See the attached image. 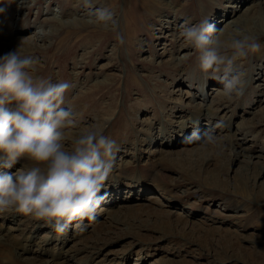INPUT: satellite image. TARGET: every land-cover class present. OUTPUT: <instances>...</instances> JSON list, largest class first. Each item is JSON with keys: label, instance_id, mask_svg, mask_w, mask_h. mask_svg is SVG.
<instances>
[{"label": "rangeland", "instance_id": "374dc122", "mask_svg": "<svg viewBox=\"0 0 264 264\" xmlns=\"http://www.w3.org/2000/svg\"><path fill=\"white\" fill-rule=\"evenodd\" d=\"M145 1L151 13L139 8L140 15L129 16L134 1L97 0L118 21L115 31H105L85 22L81 0H0V56L21 45L23 55L39 58L35 75L72 83L66 100L81 123L104 125L117 145L114 156L123 153L117 170L157 188L115 204L107 210L116 211L111 215L95 216V226L55 255L36 257L32 250L42 242H33L23 257L14 238L2 237L20 260L14 264H264V0ZM72 17L80 18L78 27L64 23ZM205 18L224 33L239 23L258 37L259 49L237 61L247 79L242 96L215 92L222 85L200 71L199 54L178 37L180 25ZM40 27L45 32H37ZM197 78L200 85L211 82L208 108L189 96L190 87L200 89ZM182 105V115L166 110ZM196 111L214 118L203 117L217 138L206 148L185 142ZM160 121L169 132L167 145Z\"/></svg>", "mask_w": 264, "mask_h": 264}, {"label": "clouds", "instance_id": "9594fccd", "mask_svg": "<svg viewBox=\"0 0 264 264\" xmlns=\"http://www.w3.org/2000/svg\"><path fill=\"white\" fill-rule=\"evenodd\" d=\"M81 4L87 24L117 29L109 7L97 6V0ZM58 18L59 11L53 19ZM64 23L78 27L80 18ZM178 37L199 54L200 71L222 85L220 94L229 99L243 95L246 73L237 61L259 49L258 37L236 28L225 38L224 30L207 18L180 25ZM39 62L23 55L21 45L0 56V155L6 167L23 162L15 173L0 171V214L29 215L61 234L74 222L84 231L82 222L95 219L104 199L100 193L113 170L117 145L104 134V125L81 123L75 106L66 100L72 83H54L34 74ZM221 126L222 122L215 125ZM214 133L215 128H206L201 134L197 127L185 142L206 148L216 143Z\"/></svg>", "mask_w": 264, "mask_h": 264}, {"label": "bare ground", "instance_id": "6f19581e", "mask_svg": "<svg viewBox=\"0 0 264 264\" xmlns=\"http://www.w3.org/2000/svg\"><path fill=\"white\" fill-rule=\"evenodd\" d=\"M128 3H130L129 2V0H126ZM132 1H134L132 4H131V7H129V16H131V14H132V12L133 11H136L138 14H139V8L140 9H143V11H145V12H148V13H151L150 11H149V9H148V7H147V2L145 1V0H132ZM137 5H140V7H137ZM140 15V14H139ZM129 23H130V21H129ZM246 23V22H245ZM242 24V23H241ZM130 25V24H129ZM234 25H232L228 30H226V32L224 33L225 34V38H227L230 34H232L233 33V31H234V29L235 28H242L241 26H239V23H237L236 25H235V27L234 28H232ZM243 26V25H242ZM27 45V44H26ZM207 85V84H206ZM217 86H220L219 84H216ZM205 87V84H204V82H202V84H201V89L203 90V93H201V95H200V98H201V100L204 98V100H202V104H205V102L204 101H206L207 99H209V97L210 96H208V94L207 95H205V89L206 88H204ZM201 90V91H202ZM213 90H215V92H218L215 88H213ZM189 96H191V99H193V101H196L197 100V97H198V95L195 93V92H193V91H191L190 92V94H189ZM201 103H199V105L201 104ZM181 105V104H180ZM209 105V104H208ZM208 105H207V107L206 108H208ZM167 106V105H166ZM187 108H189V104L187 105ZM167 109H170V111H175V110H172V108H167L166 107V110ZM190 109H192V108H190ZM196 114L198 115V120H200V121H202V123H200L199 125H203V126H205V122H203V121H206L207 120V122H208V120L209 121H212L213 119H211V118H208V117H206V116H204L202 113H197V111H196ZM202 117H205V119L206 120H201L202 119ZM203 131V130H202ZM138 141L139 142H141V140L140 139H138ZM181 144V143H180ZM140 147V146H139ZM138 150H139V148H138ZM193 157H194V155H193ZM206 157V156H205ZM193 161V160H192ZM195 162V161H194ZM194 162H192V163H194ZM198 163V162H197ZM191 164V163H190ZM129 165L128 164H126V168L128 167ZM121 173L119 172V175H120ZM119 175L117 176V180H122V179H119ZM153 177V176H152ZM112 177H109L108 178V180L106 181V182H110V179H111ZM143 179H135L134 177L132 178V179H126V180H128V182H131L132 184H135L136 182H138L140 185H143V184H141L142 182H145L146 183V180L144 179L145 177H142ZM147 180L149 179V178H146ZM150 179H151V177H150ZM148 182V181H147ZM150 184H151V182H150ZM105 188H108V187H106L105 186ZM135 188V187H134ZM134 188H133V190H134ZM151 190H153V191H157V188H155L154 186H153V183L151 184ZM133 190H131L129 193H127V195L128 196H132V191ZM121 193V191L119 190V188H118V191L116 192L117 194L118 193ZM111 191H109L108 192V194H109V196H108V201L110 200V199H112V202H116L117 201V195L116 194H113V195H111ZM145 194H146V191L143 193V194H133V197L136 199V197L137 198H141V197H144L145 198ZM100 195H102V191H101V193H100ZM126 199H127V197H126ZM152 200H154L155 201V199L154 198H151ZM124 209V208H123ZM123 209H121V210H123ZM120 211V210H119ZM118 211V212H119ZM104 212L105 213H108V215L111 213H114V212H116V211H107V210H105V209H101V211L99 210L97 213H96V216H98V215H100V214H104ZM110 214V215H111ZM109 218V217H108ZM107 218V219H108ZM102 226H103V224H102ZM107 229V228H106ZM110 229V228H109ZM103 233V232H102ZM104 235H105V232L103 233ZM2 237H4V235H0V240L2 239ZM49 241H51V239L49 240ZM0 247H2V248H4V250H1V256H0V264H14V263H17V262H19L20 260H17L15 257H14V255H12V257L10 256V254L8 253V250L6 249V246H5V244L2 242V243H0ZM89 247H91V246H89ZM94 252V251H93ZM94 254V253H93ZM82 261V260H81ZM28 264H36L35 262H27ZM142 264H145V263H143L142 262Z\"/></svg>", "mask_w": 264, "mask_h": 264}]
</instances>
